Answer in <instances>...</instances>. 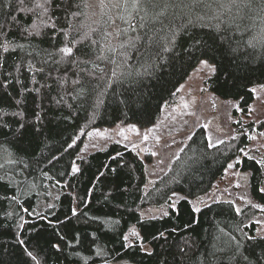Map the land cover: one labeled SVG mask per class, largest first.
<instances>
[{"label": "trees", "instance_id": "16d2710c", "mask_svg": "<svg viewBox=\"0 0 264 264\" xmlns=\"http://www.w3.org/2000/svg\"><path fill=\"white\" fill-rule=\"evenodd\" d=\"M99 2L0 0V264H257L264 253L252 255L247 238L258 236V208L192 203L242 156L264 204V165L243 155L241 120L240 134L217 145L197 128L150 188L145 160L123 143L79 154L95 128L154 125L209 56L216 71L206 87L249 116L264 84V0ZM175 193L183 198L168 214L143 216ZM132 227L142 243L128 244Z\"/></svg>", "mask_w": 264, "mask_h": 264}, {"label": "rangeland", "instance_id": "374dc122", "mask_svg": "<svg viewBox=\"0 0 264 264\" xmlns=\"http://www.w3.org/2000/svg\"><path fill=\"white\" fill-rule=\"evenodd\" d=\"M105 1L113 6L119 0ZM128 2L131 6L134 5V0ZM99 3V0H91L90 7L95 8ZM213 73L204 67L201 61L179 87L175 97L164 105L161 117L154 125L141 127L135 123H119L95 128L84 137L79 157L105 149L112 142L123 143L136 150L145 160L148 170L147 188H150L170 170L196 129L205 127L211 145L229 141L237 137L242 129L246 130L250 136V144L243 150V155L253 157L264 165V128L257 126L264 120V84L253 88L255 100L250 115L236 116L234 111L240 110L237 100L222 98L206 87V81ZM239 120L243 123L240 131L235 125ZM251 122L255 124L253 130L247 128ZM241 161L242 156L232 161L229 164L232 167L228 166L224 176L215 183L213 189L203 198L192 200V203L195 209H201L218 200H232L239 208L252 204L259 209L254 220L258 224L260 235L264 233V204L253 197L251 171L242 170L238 166ZM182 198L183 195L175 193L170 206L146 207L142 214L150 218L162 217L169 213L170 207H176ZM126 238L128 244L136 241L142 243V235L137 227H132ZM144 248L149 250L150 246L145 244Z\"/></svg>", "mask_w": 264, "mask_h": 264}, {"label": "snow or ice", "instance_id": "6c2138e0", "mask_svg": "<svg viewBox=\"0 0 264 264\" xmlns=\"http://www.w3.org/2000/svg\"><path fill=\"white\" fill-rule=\"evenodd\" d=\"M46 2H48V0H46ZM38 7H43V5H37ZM134 7H138L139 6V0H134ZM45 12L47 11V9L45 8L44 9ZM75 15V14H73ZM54 27V25H53ZM39 34V33H37ZM81 39H84V37H81ZM75 43H79V41H74ZM195 46L197 47H202L204 49H207V44L205 43H202L201 41L199 40H196L195 41ZM5 51H7V48H5ZM59 51L64 54V57H71L72 54H73V48L68 46V45H65V47L59 49ZM202 55H208V52L205 51L202 53ZM210 59H213V57L209 56L208 59H203L202 60V63L204 65V67H206L210 72H215L216 71V68L209 63V60ZM69 63H75V61L69 59ZM72 83L76 84V83H79V81H72ZM39 119V117L37 118ZM24 125L21 124L20 125V128H23ZM229 167H232V165H229ZM78 170V169H77ZM262 191H264V189H262ZM195 211H200L199 208H196ZM237 212L240 211V209H236ZM135 234V233H134ZM235 239V238H233ZM248 241H249V248H250V251L252 253V255H255L256 254V249L259 248L261 250L262 253H264V233H261L260 235L258 236H252V237H248L247 238ZM22 243V241H21ZM237 248H239V242L237 241ZM29 256H31V253L29 252L28 253ZM245 260H248V257H244ZM257 264H264V259H262L260 256H257Z\"/></svg>", "mask_w": 264, "mask_h": 264}]
</instances>
